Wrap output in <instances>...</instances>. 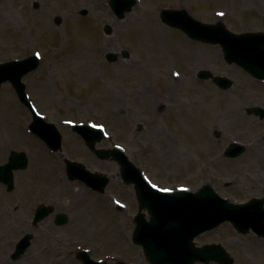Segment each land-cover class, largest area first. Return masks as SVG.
Listing matches in <instances>:
<instances>
[{
  "label": "rangeland",
  "instance_id": "374dc122",
  "mask_svg": "<svg viewBox=\"0 0 264 264\" xmlns=\"http://www.w3.org/2000/svg\"><path fill=\"white\" fill-rule=\"evenodd\" d=\"M110 2L0 0V64L40 55V67L23 81L35 109L63 137L62 150H50L30 132L33 116L14 87L2 86L0 164L8 162L12 151L26 153L29 164L15 172L13 192L0 188L2 210L8 211L0 230L6 234L0 241V264H82L77 259L81 250L107 264H149L143 249L132 242L140 213L134 187L122 182L116 162L101 160L88 149L73 124L102 128L106 137L97 148H122L155 188L196 192L212 185L235 203L264 195V122L245 111L261 106L264 82L227 63L219 45L192 40L166 26L160 16L163 9L184 8L201 22H222L230 32H264V0H137L124 20L116 17ZM81 10L88 14L81 16ZM148 24L157 33L145 40L141 27ZM105 25L111 27L110 35L104 33ZM159 39L185 49L192 46L189 66L167 48L156 49ZM109 52L117 62H107ZM202 70L229 77L234 84L220 89L198 78ZM215 130L221 138L214 137ZM232 143L246 145L247 152L225 157ZM45 160L55 171L58 188L40 182ZM67 160L111 179L106 192L71 180ZM17 202L20 209L14 211ZM40 204L55 212L32 228ZM58 213L68 215L69 222L57 226ZM27 233L34 236L32 245L12 261L17 242ZM195 243L222 245L235 264H264V239L253 232L240 235L229 223Z\"/></svg>",
  "mask_w": 264,
  "mask_h": 264
},
{
  "label": "water",
  "instance_id": "95a60500",
  "mask_svg": "<svg viewBox=\"0 0 264 264\" xmlns=\"http://www.w3.org/2000/svg\"><path fill=\"white\" fill-rule=\"evenodd\" d=\"M137 0H111V7L119 19L134 9ZM86 15L88 12H80ZM161 17L166 25L181 29L190 38L204 43L220 44L225 59L229 64L236 63L257 79H264V33L233 34L222 23L216 25L203 24L191 17L183 9L180 11L163 10ZM60 24V19L56 20ZM106 34L111 33L110 26H105ZM106 59L115 63L118 57L115 53H108ZM40 64L38 56H30L23 60H16L0 64V89L2 84L10 82L16 89L19 99L33 113L34 119L30 130L40 136L53 151L62 148V136L57 127L47 123L40 116L28 100L23 77L35 71ZM200 79H213L223 90L230 89L234 82L226 77L213 76L208 70L199 73ZM249 114L264 116L261 108H251ZM74 132L78 133L86 145L95 151L99 159L112 160L118 163L121 179L127 184H133L136 189L140 209L147 210L149 220L145 214H139L135 219L133 242L143 247L147 260L151 264H195L203 262H217L219 264H234L230 254L220 245L196 247L194 239L201 234L211 231L225 222H231L233 227L246 234L251 229L264 237V198L253 199L250 204L235 205L220 197L211 186H205L199 192L180 191L168 193L156 190L138 168L121 149H96L97 143L104 138V132L85 125H76ZM215 136L220 133L215 131ZM245 152L240 145H233L227 149V156L238 157ZM28 166L25 153L13 152L9 162L0 166V182L8 184L9 191L14 189L15 170H24ZM68 174L71 180H78L88 187L101 193L109 183L108 177L88 171L83 165L67 160ZM54 212L52 207L41 205L36 210L34 226ZM69 218L65 214H58L55 223L59 226L67 224ZM32 236L22 238L12 255L13 260L19 259L31 245ZM78 259L83 264H102L93 261L86 251L78 253ZM125 264V263H119Z\"/></svg>",
  "mask_w": 264,
  "mask_h": 264
},
{
  "label": "bare ground",
  "instance_id": "6f19581e",
  "mask_svg": "<svg viewBox=\"0 0 264 264\" xmlns=\"http://www.w3.org/2000/svg\"><path fill=\"white\" fill-rule=\"evenodd\" d=\"M98 7H100V4H97ZM137 18V17H136ZM50 23H48L47 25L49 27H51L49 25ZM157 28V27H156ZM154 28V26H152L151 24L148 26H146V28L141 27V36L143 37V39L145 40H150V38L153 37V35H155L157 33V29ZM134 30L138 29L137 26H134L133 28ZM154 34H153V30ZM137 31V30H136ZM160 40V39H159ZM153 46L156 49H162V48H167L171 53H173L175 56L178 57V59L181 60L182 64L184 65V67H188L189 66V62L191 60H193L192 58L194 57L192 49L193 47L189 45V47L191 48H181L179 44H176L175 42L171 41V40H164V41H157L153 44ZM156 60H161V58H158ZM185 71V70H183ZM180 82V81H179ZM193 84V83H192ZM194 87H196V84H193ZM149 103V102H148ZM153 108V106L151 105V103H149L147 105V109L149 111H151V109ZM55 171H53V168L51 167V163L48 160H45L39 168V177H40V182L42 185H48V186H55L56 188H58L57 185V178L55 177L56 175L54 174ZM20 209L19 203L17 202V205H15V210L14 211H18ZM16 229V228H15ZM33 259H35V256H33Z\"/></svg>",
  "mask_w": 264,
  "mask_h": 264
},
{
  "label": "flooded vegetation",
  "instance_id": "af4514ba",
  "mask_svg": "<svg viewBox=\"0 0 264 264\" xmlns=\"http://www.w3.org/2000/svg\"><path fill=\"white\" fill-rule=\"evenodd\" d=\"M261 106L260 107H262V108H264V99H262L261 100ZM259 120H260V122H264V119H261V118H259ZM264 139V138H263ZM262 143V142H261ZM260 143V144H261ZM259 144V145H260ZM261 150V149H260ZM0 188L1 189H3V190H5V191H7L8 192V190H7V186L6 185H4V184H0ZM0 211H1V215H0V230H2L3 229V223H4V219L7 217V214H8V211L7 210H5V211H3L2 210V200H1V196H0ZM7 223V221H5V224ZM2 233V232H1ZM6 236V234H1L0 235V241H2L3 240V238Z\"/></svg>",
  "mask_w": 264,
  "mask_h": 264
}]
</instances>
